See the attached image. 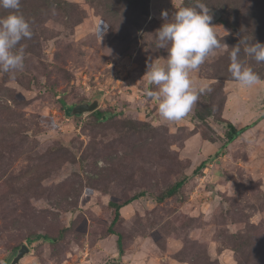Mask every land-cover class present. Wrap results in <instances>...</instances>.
<instances>
[{"label":"rangeland","instance_id":"374dc122","mask_svg":"<svg viewBox=\"0 0 264 264\" xmlns=\"http://www.w3.org/2000/svg\"><path fill=\"white\" fill-rule=\"evenodd\" d=\"M200 2L222 47L190 73L206 88L192 111L169 122L144 74L166 63L156 31L196 0H21L33 33L17 46L24 68L0 71V264L22 244L18 264H264V62L241 45L260 80L246 87L228 71L241 39L264 44V0ZM96 97L107 120L66 115ZM225 121L247 128L223 147ZM140 192L112 227L119 256L108 202Z\"/></svg>","mask_w":264,"mask_h":264},{"label":"clouds","instance_id":"9594fccd","mask_svg":"<svg viewBox=\"0 0 264 264\" xmlns=\"http://www.w3.org/2000/svg\"><path fill=\"white\" fill-rule=\"evenodd\" d=\"M20 4L21 0H0V7L12 10L7 16L0 17V71L5 73L24 68L25 49L17 46L33 35L30 22L20 12ZM167 15V12L162 13L165 18ZM173 16L171 22L164 23L156 31V47L167 48L166 63H147L144 76L149 85L158 89L148 90L146 95L158 102L159 116L169 122H178L192 111L206 91L204 86H194L190 73L199 69L222 44L212 24L213 16L200 0H196L194 6L179 8ZM107 28V24H100L97 35L101 39ZM241 45H244L243 51L247 56L262 63L264 44L241 39L230 53L228 71L231 77L243 86H252L259 82L260 77L239 59Z\"/></svg>","mask_w":264,"mask_h":264},{"label":"trees","instance_id":"16d2710c","mask_svg":"<svg viewBox=\"0 0 264 264\" xmlns=\"http://www.w3.org/2000/svg\"><path fill=\"white\" fill-rule=\"evenodd\" d=\"M221 22L223 24H226V21L221 20ZM97 119L99 120H107L111 115H113L114 112H109L107 110H101V109H96L95 111L92 112ZM225 127L227 128L226 131V142L224 143L223 147L231 142L233 139H235L243 130H245L247 127H242V128H235V126L229 122V121H225ZM217 155V153L215 154ZM210 158H207L205 160H203L199 165L196 166V168L193 170V174H197L198 172H200L204 167H206V165L209 163ZM188 176L176 181L175 183H173L171 186H169L167 189H165L162 193H160V195L155 196L156 201L158 202H162L163 200H165L166 198H169L171 196H173L174 194H176L185 184V182L187 181ZM144 192H140L138 194L133 195L132 197H130L129 199L125 200L122 203H117L114 201H109L108 202V208H112L113 209V217L110 223V226L108 228L109 233L112 234H116L115 231L113 230V225L119 220L120 218V213L119 210L122 206L130 203L131 201H133L134 199H137L140 196H143ZM117 235V247H118V255H122V244H121V236L120 234H116ZM38 235L35 237V239L37 238H42L45 241H49V242H55L56 238L47 236V235Z\"/></svg>","mask_w":264,"mask_h":264},{"label":"water","instance_id":"95a60500","mask_svg":"<svg viewBox=\"0 0 264 264\" xmlns=\"http://www.w3.org/2000/svg\"><path fill=\"white\" fill-rule=\"evenodd\" d=\"M98 105H99V98L96 97L91 99L90 101L75 103L72 105L71 109L68 108L66 109L65 112L68 117L79 116L84 113L93 112L94 110L98 109ZM27 252H28L27 246L25 244L20 245V247L15 251L14 255L9 260L8 264H18L20 259L23 257V255Z\"/></svg>","mask_w":264,"mask_h":264}]
</instances>
